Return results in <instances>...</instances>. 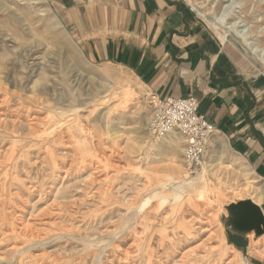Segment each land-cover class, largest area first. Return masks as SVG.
Wrapping results in <instances>:
<instances>
[{
    "label": "rangeland",
    "instance_id": "rangeland-1",
    "mask_svg": "<svg viewBox=\"0 0 264 264\" xmlns=\"http://www.w3.org/2000/svg\"><path fill=\"white\" fill-rule=\"evenodd\" d=\"M243 77L264 81V0H183ZM53 0H0V264H264V236L226 230L260 183L214 142L190 174L151 96L92 63Z\"/></svg>",
    "mask_w": 264,
    "mask_h": 264
},
{
    "label": "crops",
    "instance_id": "crops-1",
    "mask_svg": "<svg viewBox=\"0 0 264 264\" xmlns=\"http://www.w3.org/2000/svg\"><path fill=\"white\" fill-rule=\"evenodd\" d=\"M53 1L92 63L131 73L145 95L194 96L215 137L262 183L264 210V81L243 77L183 0Z\"/></svg>",
    "mask_w": 264,
    "mask_h": 264
},
{
    "label": "built area",
    "instance_id": "built-area-1",
    "mask_svg": "<svg viewBox=\"0 0 264 264\" xmlns=\"http://www.w3.org/2000/svg\"><path fill=\"white\" fill-rule=\"evenodd\" d=\"M150 132L157 139L179 135L184 143V162L190 174L205 165L217 128L200 113V103L194 96L161 98L151 95Z\"/></svg>",
    "mask_w": 264,
    "mask_h": 264
},
{
    "label": "water",
    "instance_id": "water-1",
    "mask_svg": "<svg viewBox=\"0 0 264 264\" xmlns=\"http://www.w3.org/2000/svg\"><path fill=\"white\" fill-rule=\"evenodd\" d=\"M226 230L235 236L246 239L249 235L256 238L264 236V210L252 199L239 200L225 207Z\"/></svg>",
    "mask_w": 264,
    "mask_h": 264
},
{
    "label": "bare ground",
    "instance_id": "bare-ground-1",
    "mask_svg": "<svg viewBox=\"0 0 264 264\" xmlns=\"http://www.w3.org/2000/svg\"><path fill=\"white\" fill-rule=\"evenodd\" d=\"M174 135V134H173Z\"/></svg>",
    "mask_w": 264,
    "mask_h": 264
}]
</instances>
